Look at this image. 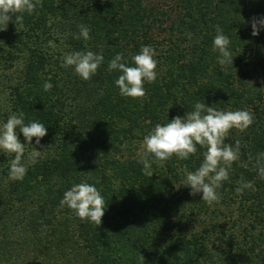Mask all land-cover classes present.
<instances>
[{"label": "trees", "instance_id": "1", "mask_svg": "<svg viewBox=\"0 0 264 264\" xmlns=\"http://www.w3.org/2000/svg\"><path fill=\"white\" fill-rule=\"evenodd\" d=\"M157 1L42 0L0 31L3 105L47 129L39 145L35 137L25 143L27 152L47 153L23 162L22 181L8 179L10 163L0 168V264H264V180L256 169L264 153V30L252 36L250 26L264 17V0H172L167 9ZM81 24L90 28L87 41L73 38ZM217 25L230 39L232 64L219 65L211 50ZM142 46L155 49L157 79L145 83L143 98L122 97L108 61L122 53L131 65ZM74 51L103 54L91 80L61 67ZM196 102L254 116L224 141L239 140L240 155L211 206L183 183L185 168L203 160L199 146L188 160L152 164V177L138 163L144 136ZM242 180L254 190L237 195ZM80 182L106 201L97 227L59 206Z\"/></svg>", "mask_w": 264, "mask_h": 264}, {"label": "clouds", "instance_id": "2", "mask_svg": "<svg viewBox=\"0 0 264 264\" xmlns=\"http://www.w3.org/2000/svg\"><path fill=\"white\" fill-rule=\"evenodd\" d=\"M37 6H42V0H0V31L7 29L10 20L13 23H22L24 15L33 14ZM250 26L251 35L257 36L261 30H264V17H253ZM79 29L78 34H73L74 39L83 38L87 41L91 38L88 26L81 24ZM49 44L52 45V42L50 41ZM229 45L230 39L217 25L211 50L218 54L219 65L232 64L233 56L229 51ZM155 55L156 52L152 46H142L138 54L131 56V65L122 53L116 54L108 61L107 71L120 73L115 84L122 97L141 99L146 95L145 83L151 84L157 79ZM103 62L102 53L74 51L64 55L61 67L65 69L71 67L75 75L88 81L97 73ZM52 86L48 82L43 85L45 91L50 90ZM253 122L254 116L249 110L224 111L196 102L191 112H186L182 117H173L167 123L156 124L144 136L142 151L137 153L138 163L143 165L144 175L152 177V164L163 167L165 162L173 156L178 160H188L190 156L196 155L197 146H199L204 150L203 160L195 171H187L185 168L186 177L183 183L190 188V196L202 193L200 199L211 206L219 203L220 195L217 190L222 187L224 181L229 179V170L240 155L239 140L235 142V146L225 144L224 141L231 130L244 132ZM17 130L23 135V143L18 138ZM45 135H47L45 125L37 121L25 124L22 111L8 115L6 121L0 123V153L14 157L10 160L9 180L24 179L27 172V165L23 163L25 143L30 145L35 137V143L39 145L41 138ZM40 155L41 151L33 147L27 157L28 163L34 165L38 162ZM256 169L258 177L264 180V153L258 155ZM245 189L254 190L252 182L242 180L235 192L237 195H242ZM59 206L67 207L81 221H87L97 227L102 222L107 204L95 186L80 182L63 193Z\"/></svg>", "mask_w": 264, "mask_h": 264}, {"label": "rangeland", "instance_id": "3", "mask_svg": "<svg viewBox=\"0 0 264 264\" xmlns=\"http://www.w3.org/2000/svg\"><path fill=\"white\" fill-rule=\"evenodd\" d=\"M171 1L172 0H159L157 2L159 3V6H161L164 9H167V8H169V5H170V7H172V2ZM4 102H5V100H4V93H3V90L1 89V85H0V103H2V105H3ZM2 108L3 109H2L1 115H0V123L4 122L6 120V118H7V116L10 115L8 113V110L6 109V106L4 107V105H3ZM39 151H41V155L47 153L43 149L42 150H39ZM29 153L30 152H27L25 150V156H24L23 162L27 159ZM8 159H9V156H5L3 153H0V168L3 165L2 163H10V160L8 161ZM5 160H7V162ZM227 221H228V219H227V216H226V222Z\"/></svg>", "mask_w": 264, "mask_h": 264}]
</instances>
